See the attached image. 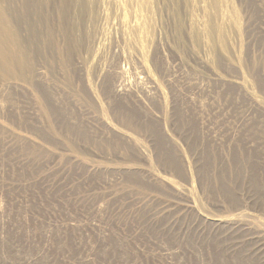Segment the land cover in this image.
Returning a JSON list of instances; mask_svg holds the SVG:
<instances>
[{"label":"rangeland","instance_id":"rangeland-1","mask_svg":"<svg viewBox=\"0 0 264 264\" xmlns=\"http://www.w3.org/2000/svg\"><path fill=\"white\" fill-rule=\"evenodd\" d=\"M0 9V264H264V0Z\"/></svg>","mask_w":264,"mask_h":264},{"label":"bare ground","instance_id":"bare-ground-1","mask_svg":"<svg viewBox=\"0 0 264 264\" xmlns=\"http://www.w3.org/2000/svg\"><path fill=\"white\" fill-rule=\"evenodd\" d=\"M9 20H10L9 16L4 11H2L0 9V29L1 28H5V27L9 28L8 27V22H10ZM11 36L16 37V34L15 33H11ZM4 56H6V54H4Z\"/></svg>","mask_w":264,"mask_h":264}]
</instances>
